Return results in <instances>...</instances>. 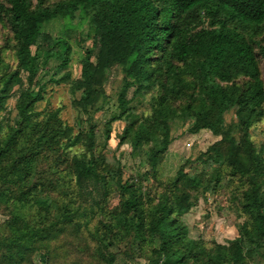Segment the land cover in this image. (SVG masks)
<instances>
[{"label": "trees", "instance_id": "1", "mask_svg": "<svg viewBox=\"0 0 264 264\" xmlns=\"http://www.w3.org/2000/svg\"><path fill=\"white\" fill-rule=\"evenodd\" d=\"M35 1L0 7L16 64L0 60V208L7 216L0 264H34V255L37 264H118L115 250L124 243L131 253L150 252L146 264L264 263V152L251 139L264 119V0ZM75 19L76 28L88 26L92 45L82 48L79 77L71 80L70 45L43 28ZM51 60L58 73L50 83L70 88L85 127L81 119L62 121L57 109L35 111L46 88L39 72ZM113 70L121 76L113 111L96 129L90 115L105 104ZM151 92L149 113L138 114L135 104ZM13 96L15 115L5 121ZM229 112L235 122L226 126ZM115 122L124 124L116 149L127 146L133 159L144 153L132 176L103 153ZM176 123L219 140L196 159L207 171H187V161L160 180ZM233 181L244 218L237 237L225 245L190 239L180 218L199 196Z\"/></svg>", "mask_w": 264, "mask_h": 264}, {"label": "rangeland", "instance_id": "2", "mask_svg": "<svg viewBox=\"0 0 264 264\" xmlns=\"http://www.w3.org/2000/svg\"><path fill=\"white\" fill-rule=\"evenodd\" d=\"M60 0H47V5H52ZM36 1L33 0V3ZM0 7L8 8L7 0H0ZM79 20L75 19L69 22L68 27L65 26V22H53L43 28V32L52 35L53 37L62 35L71 47V62L69 64V72L71 80H76L80 74V59L82 57V48H89L92 45L91 38L88 37V26L83 25L76 28ZM69 30V32H67ZM11 34L9 30L0 24V60L14 68L15 60L13 51L11 50ZM84 40V43H80V40ZM264 46V37L262 43ZM32 52L34 49L32 48ZM44 60V58H41ZM260 69L263 73L262 63ZM3 71L0 67V73ZM42 71V70H41ZM39 72V78L42 83L46 84L45 94L43 100L36 105L35 111H50L58 110L59 117L62 121L69 125H75L76 122L81 119L83 124L81 127H85L84 120L86 119L83 115H78L71 106V95L70 88L63 83H50L51 79L58 72L55 69L53 61H47L45 66L43 65V72ZM58 78V76H57ZM264 81V74L262 75ZM121 76L117 70L111 71L105 82V90L107 98L103 106H98L91 112V120L94 121L96 129L101 128L102 124L110 119L111 112L113 111V105L115 100V94L119 88ZM131 93V92H130ZM128 94L130 97L131 94ZM153 93L145 94L142 104L136 105L138 114L147 115L149 113V101ZM16 97H12L7 103V110L1 117L6 119L14 118V104ZM135 107V108H136ZM10 112V113H9ZM226 126L235 122L233 112H229L224 118ZM124 124L115 122L111 127L110 139L103 151L109 162L114 159L120 161V165L126 174V176H132L135 174V167L140 163V159L143 156V152L140 155L135 154L134 159L130 155V149L127 146H121L116 149L117 139L116 137L120 134ZM187 126L181 124H175L172 131L173 141L168 147L167 152L164 155L163 161L160 165V172L158 178L160 180H166L172 178L179 167L187 161L193 163L187 167V171H207V167L200 165L196 159L206 152V150L219 140V138L212 136L207 131H201L197 134L191 135L187 133ZM251 139L258 150L263 149L264 152V119L254 124L251 128ZM79 148L71 149L67 152V156H72L74 153H78ZM49 167L43 163L41 165L40 173H49ZM47 177V176H46ZM152 185V182L148 183V187ZM223 187L215 194H209L205 196H199L196 204L190 209V211L180 218L182 224L188 231V237L193 240L201 239L207 244H220L225 245L229 241L235 239L238 234V229L243 223L244 218L239 216L236 208V200L233 199L234 192L238 188V183L231 182L229 187ZM118 198L114 194L110 200V205L114 207L117 204ZM7 220L6 213L0 208V236L4 233L3 223ZM118 258V264H146L147 257L150 252L147 251L146 255L139 254L138 252L131 253L128 250L126 243L122 244L117 250H115ZM40 258L39 255L33 256V263L37 264V260ZM264 264V263H260Z\"/></svg>", "mask_w": 264, "mask_h": 264}]
</instances>
